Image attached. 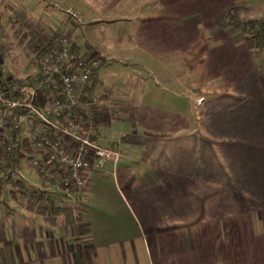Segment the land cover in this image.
Returning a JSON list of instances; mask_svg holds the SVG:
<instances>
[{
  "label": "crops",
  "instance_id": "1",
  "mask_svg": "<svg viewBox=\"0 0 264 264\" xmlns=\"http://www.w3.org/2000/svg\"><path fill=\"white\" fill-rule=\"evenodd\" d=\"M230 10L260 21L264 0H0L27 77L51 32L102 65L97 135L120 155L74 206L6 195L0 264H264V48Z\"/></svg>",
  "mask_w": 264,
  "mask_h": 264
},
{
  "label": "built area",
  "instance_id": "2",
  "mask_svg": "<svg viewBox=\"0 0 264 264\" xmlns=\"http://www.w3.org/2000/svg\"><path fill=\"white\" fill-rule=\"evenodd\" d=\"M36 48L33 67L40 81L27 88L5 75L0 50V178L8 182L10 199L13 193L27 197L12 186L26 182L52 207L74 206L93 167L120 161L118 152L101 145L94 119L95 109L109 104L112 95L101 87L90 93L95 61L88 55L74 60L67 35L51 32L49 41Z\"/></svg>",
  "mask_w": 264,
  "mask_h": 264
},
{
  "label": "trees",
  "instance_id": "3",
  "mask_svg": "<svg viewBox=\"0 0 264 264\" xmlns=\"http://www.w3.org/2000/svg\"><path fill=\"white\" fill-rule=\"evenodd\" d=\"M225 20L234 28H236L237 30L243 32L244 34L252 37L255 41L262 43V46L264 48V19L260 20V21H255L252 23H244L242 22L236 12L234 10H230L228 11ZM2 34V28H1V19H0V37ZM70 40V37H68ZM2 43H1V38H0V50L2 51ZM37 50H39V48H36ZM72 51L74 53V60H78L79 57H85L87 54H82L80 53L79 49L77 48V46H75L72 43ZM102 65H99L97 67H94L92 69V76H91V87H90V93L97 90L98 88L101 87L102 85V80L100 78L99 75V71L101 69ZM13 83L17 86H21L23 88H27V87H32L35 84L39 83L40 81V77L39 75H34V76H28L24 79V81H18L15 80L12 77ZM38 104H41V100L38 101ZM24 143V142H23ZM25 143H24V152L27 154L28 150L25 148ZM20 158H23L24 154H20L19 155ZM7 180H5V178H0V205H4V198L6 196L5 193V188H6V184H7ZM12 186H16L19 187L21 189H23V195H27V197L30 198H34L37 200H42V193L35 191V190H31V189H27L26 187H24L22 184L20 183H14ZM54 210H56V208L52 207Z\"/></svg>",
  "mask_w": 264,
  "mask_h": 264
},
{
  "label": "rangeland",
  "instance_id": "4",
  "mask_svg": "<svg viewBox=\"0 0 264 264\" xmlns=\"http://www.w3.org/2000/svg\"><path fill=\"white\" fill-rule=\"evenodd\" d=\"M61 9V8H59ZM58 9V11H59ZM60 16L64 19L65 23L67 22L66 25H72L73 22L76 23V21L74 19H71L67 21V18H68V15L66 13V11H64L62 14L59 13ZM90 28V25L88 24V22L86 21H83V25L80 27V30H79V33L77 34L78 36H75L76 37V41L77 39L79 40L78 41V45H81L82 44V40H81V37H82V34L86 33L87 30H89ZM95 31V30H94ZM4 45V52L2 53V70L3 72H5V75L8 76V77H13L15 80H18V81H24V79L27 77V75L29 73H25L24 70H23V67H22V61L20 59V57H18L16 54H15V51L14 49L10 48L8 45L6 44H3ZM92 53H90L88 55V57L92 58ZM94 62V61H93ZM94 66H95V62H94ZM107 71H110V65L109 66H106L102 69V72H107ZM156 82V81H155ZM149 84L151 87H154L155 86V83L152 79L149 80ZM171 106V104H168ZM22 164H25V161L22 162ZM24 186L27 187V184L26 182H24Z\"/></svg>",
  "mask_w": 264,
  "mask_h": 264
}]
</instances>
